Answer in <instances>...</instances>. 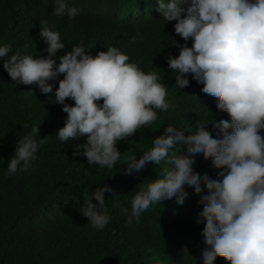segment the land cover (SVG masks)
I'll return each mask as SVG.
<instances>
[{
	"label": "trees",
	"instance_id": "obj_1",
	"mask_svg": "<svg viewBox=\"0 0 264 264\" xmlns=\"http://www.w3.org/2000/svg\"><path fill=\"white\" fill-rule=\"evenodd\" d=\"M82 1L0 0V264H264V181L216 151L264 130V0Z\"/></svg>",
	"mask_w": 264,
	"mask_h": 264
},
{
	"label": "clouds",
	"instance_id": "obj_2",
	"mask_svg": "<svg viewBox=\"0 0 264 264\" xmlns=\"http://www.w3.org/2000/svg\"><path fill=\"white\" fill-rule=\"evenodd\" d=\"M167 10L166 7L162 6L155 10V13L159 15L165 23L168 25L171 20L170 14L168 17H163L165 11ZM219 16L217 19L224 16L219 9L211 8L209 10L208 16L212 19L215 16ZM215 30V29H214ZM216 35L210 40L207 46H211L213 49L219 48V43L223 42V37L219 33V30H215ZM237 60L232 61L230 64L226 65V69L228 71L229 76V68L230 66L234 65ZM172 70L171 65H166L161 68L155 69L150 71L148 74L142 73L139 77V84L143 87L151 86L153 90L162 91L166 93L168 96V85H170V81L165 79L160 81L156 84H153V81L159 78L164 77L166 74H170ZM251 70V67L248 63H246V67L244 70V82L246 79V75ZM230 77V76H229ZM234 80V78H231ZM244 85V83H243ZM250 94H252L255 98H257L263 104V112H264V91H250L249 89H245ZM135 105L133 108H130L126 112V118L135 116L137 111V103L133 102ZM230 134H225L224 136L227 138L225 142L216 150L219 152V155H223L226 159H234L236 160L235 165L233 166L234 171L239 174L247 184L252 189L257 188L260 183L264 181V130L261 131L259 128H241V129H228ZM244 147H248L247 151L244 152V155H237L241 151H243ZM215 151V152H216ZM214 152V153H215ZM254 152L256 155H246L247 153ZM213 164V163H212ZM219 163H214L213 165L216 166ZM221 165V164H220Z\"/></svg>",
	"mask_w": 264,
	"mask_h": 264
},
{
	"label": "bare ground",
	"instance_id": "obj_3",
	"mask_svg": "<svg viewBox=\"0 0 264 264\" xmlns=\"http://www.w3.org/2000/svg\"><path fill=\"white\" fill-rule=\"evenodd\" d=\"M66 1H67V0H66ZM69 1H70V0H69ZM81 1H82V0H81ZM83 1H84L85 5L88 4V3L85 2V0H83ZM83 1H82V2H83ZM86 1H87V0H86ZM93 1H95V0H93ZM93 1H90V2H93ZM98 1H99V0H98ZM104 1H105V0H104ZM71 2H72V1H71ZM99 2H100V1H99ZM102 2H103V1H102ZM138 2H139V1H138ZM104 3H105V2H104ZM72 4H73V3H72ZM77 4H78V3H77ZM77 4H75V5H77ZM79 4H80V1H79ZM89 4H90V3H89ZM89 4H88V5H89ZM92 4H93V3H92ZM99 4H100V3H99ZM133 4H134V3H133ZM109 5H110V4H109ZM134 5H135V4H134ZM73 6H74V5H73ZM83 6H84V5H83ZM95 6H96V5H95ZM100 6H101V4H100ZM104 6H105V5H104ZM125 6H126V5H125ZM127 6H128V5H127ZM132 6H133V5H132ZM86 7H88V6L86 5ZM110 7L113 8L112 5H111ZM129 7H130V6H129ZM129 7H128V11H129V10L131 11L132 8L129 9ZM133 7H134V6H133ZM84 8H85V6H84ZM91 8L93 9V7H90V8H88V10L91 9ZM92 9H91V10H92ZM126 9H127V7H126ZM137 9H138V8H137ZM137 9H136V10H137ZM189 9H190V8H188V11H189ZM82 10H83V9H82ZM85 10H86V9H85ZM85 10H83V11L85 12ZM91 10H89V11H91ZM104 10H105V9H104ZM108 10H110V9L108 8ZM92 11H93V10H92ZM98 11H99V10H98ZM113 11H114V10H113ZM130 11H129V12H130ZM94 12H95V11H94ZM94 12H93V13H94ZM133 12H134V10H133ZM21 13H22V12H21ZM86 13H87V12H86ZM90 13L92 14V12H90ZM123 13H124V12H123ZM151 14H152V13H151ZM168 14H169V10L167 9V10L165 11L163 17H168ZM85 15H86V14H85ZM133 15H134V14H133ZM146 15H147V14L145 13V16H146ZM138 16H139V14H138ZM140 16H141V13H140ZM140 16H139V18H141ZM145 16H144V17H145ZM148 16H149V15H148ZM155 16H156V15H155ZM136 17H137V15H136ZM152 17H153V16H152ZM152 17H151V18H152ZM157 17H158V16H157ZM146 18H147V16H146ZM148 19H150V17H149ZM157 19H158V18H157ZM145 20H147V19H145ZM150 20H151V19H150ZM136 21H138V20H136ZM136 21H134V24H135ZM157 21H158V20H157ZM148 27H149V26H148ZM144 28H146V27H144ZM144 28H143V29H144ZM146 30H147V29H146ZM154 31H155V30H151L150 33L153 34ZM147 32H148V31H147ZM150 33H149V34H150ZM135 34H136V33H135ZM143 35H144V34H143ZM144 36H145V35H144ZM152 36H153V35H152ZM140 37H141V36H140ZM137 38H138V37H137ZM254 39H255V38H254ZM142 40H143V39H142ZM255 40H256V39H255ZM142 45H143V44H142ZM144 46H145V45H144ZM1 47H2V46H1ZM63 50H64V49H63ZM92 51H93V49H92ZM147 52H148V51H147ZM89 53H91V52H89ZM136 53H137V52H136ZM141 53H142V52H141ZM152 53L155 54V52H152ZM97 54H98V52H97ZM102 54H103V53H102ZM108 54H109V53H108ZM144 54H145V53H144ZM148 54H149V53H148ZM109 55H110V54H109ZM155 55H156V56H155V61H157V62L160 64V67H162V66H163V63H165V59H164L162 56H160V55H157V54H155ZM58 56H59V55H58ZM88 56H89V55H88ZM93 56H95V55H93ZM98 56L100 57L101 55L99 54ZM98 56H96V57H97V60H98ZM86 57H87V56H86ZM75 58H76V57H75ZM93 58H94V57H93ZM102 58H103V57H102ZM83 59H84V58H83ZM100 59H101V58H100ZM104 59H105V58H104ZM108 59H109V58H108ZM110 59H111V58H110ZM84 60H85V59H84ZM87 60H88V59H87ZM63 61H64V60H63ZM63 61H61V62H63ZM107 61H108V60H107ZM146 61H147V60H146ZM58 62H59V61H58ZM82 62H83V61H82ZM82 62H79V63L81 64ZM85 62H86V61H85ZM85 62H84V63H85ZM92 62H93V61H92ZM103 62H104V61H103ZM118 62H119V61H118ZM94 63H95V62H94ZM94 63H93V64H94ZM98 63H99V62H98ZM109 63H110V62H109ZM115 64H116V63H115ZM121 64H122V63H121ZM128 64L130 65L131 63H128ZM62 65H63V64H62ZM202 65H203V64H202ZM202 65H200V66H202ZM48 66H49V65H48ZM51 66H52V65H51ZM51 66L48 67V68H51ZM91 66H94V65L91 64ZM95 66H97V65H95ZM99 66H100V63H99ZM132 66H133V65H132ZM76 67H77V66H76ZM97 67H98V66H97ZM126 67H128V66H126ZM130 67H131V66H130ZM81 68H82V66H81ZM98 68H99V67H98ZM105 68H106V67H105ZM111 68H112V67H111ZM114 68H115V67H114ZM116 68H120V67L117 66ZM200 68H201V67H200ZM68 69H69V68H68ZM100 69H101V68H100ZM112 69H113V68H112ZM125 69H126V68H125ZM130 69H131V68H130ZM130 69H129V70H130ZM153 69H154V68H153ZM197 69H198V68H197ZM30 70H31V69H30ZM70 70H71V69H70ZM88 70H89V69H88ZM118 70H119V69H118ZM47 71H48V70H47ZM66 71H68V70H66ZM74 71H75V70H74ZM92 71H93V70H92ZM99 71H100V70H99ZM113 71H114V70H113ZM115 71H116V70H115ZM120 71H122V70H120ZM203 71H205V70H203ZM203 71H202V72H203ZM64 72H65V71H63V73H64ZM68 72H70V71H68ZM78 72H79V70H78ZM149 72H150V71H145V70L143 71L144 74H148ZM199 72H200V71H199ZM240 72H241V71H240ZM27 73H28V72H27ZM29 73H32V72L29 71ZM87 73H88V72H87ZM89 73H91V72H89ZM121 73H122V72H121ZM131 73H132V72H131ZM196 73H197V72H196ZM200 73H201V72H200ZM204 73H205V72H204ZM238 73H239V71H238ZM60 74H62V73H60ZM65 74H67V73H65ZM65 74H64V75H65ZM75 74H76V73H75ZM80 74H84V73L82 72V73H80ZM91 74H92V73H91ZM123 74H124V73H123ZM239 74H240L239 76H241V73H239ZM78 75H79V74H78ZM126 75H127V74H126ZM128 75H129V74H128ZM221 75H222V74H221ZM29 76H30V75H29ZM119 76H120V74H119ZM198 76H199V75H198ZM201 76H202V75H201ZM242 76H243V75H242ZM73 77H74V76H73ZM81 77H82V76H81ZM88 77H89V76H88ZM91 77H93V76H91ZM98 77H100V76H98ZM106 77H107V76H106ZM116 77H117V76H116ZM124 77H127V76L124 75ZM129 77H130V75H129ZM134 77H135V76H134ZM134 77H133V78H134ZM196 77H197V76H196ZM199 77H200V76H199ZM225 77H226V74H225ZM28 78H29V77H28ZM59 78H60V77H59ZM78 78H80V77H78ZM117 78H118V77H117ZM121 78H122V80H121L120 78H119V79H120L121 82H122L124 79H123V77H121ZM130 78H131V77H130ZM206 78H207V77H206ZM206 78H205V79H206ZM243 78H244V77H243ZM248 78H249V77H247V79H248ZM72 79H73V78H72ZM72 79L70 78V80H72ZM99 79H100V82H101L102 79H101V78H99ZM108 79H109V78H108ZM110 79H111V77H110ZM110 79H109V80H110ZM113 79H115V78L113 77ZM113 79H112V80H113ZM224 79H225V78H224ZM229 79H230V78H229ZM247 79H246V80H247ZM70 80H69V81H70ZM74 80H75V79H74ZM78 80H79V83H80V79H78ZM106 80H107V79H106ZM117 80H118V79H117ZM135 80H136V79H135ZM162 80H163V77H162V78H159V79H156V80H154L153 82H156V81H162ZM226 80H227V79H226ZM226 80H225V81H226ZM248 80H250V79H248ZM58 81H59V80H58ZM104 81H105V80H103V82H104ZM115 81H116V80H115ZM204 81H205V80H204ZM82 82H83V81H82ZM84 82H85V81H84ZM84 82H83V83H84ZM89 82H90V81H89ZM95 82H97V81H95ZM111 82H112V81H111ZM113 82H114V81H113ZM117 82H118V81H117ZM125 82H126V81H125ZM201 82H203V80H202ZM252 82H253V81H252ZM252 82H251V83H252ZM73 83H74V82H73ZM76 83H77V82H76ZM87 83H88V82H87ZM192 83H193V82H192ZM222 83H223V81H222ZM226 83H227V82H226ZM244 83H245V82H244ZM77 84H78V83H77ZM77 84H76V85H77ZM94 84H95V83H94ZM112 84H113V83H112ZM127 84H129V83H127ZM127 84H126V85H127ZM201 84H202V83H201ZM238 84H240V83H238ZM53 85H54V84H53ZM56 85H57V84H56ZM100 85H101V84H100ZM109 85H110V82H109ZM116 85L118 86V84H116ZM120 85H121V84H120ZM204 85H205V84H204ZM251 85H252V84H251ZM254 85H255V84H254ZM78 86H79V84H78ZM104 86H105V85H104ZM111 86H112V85H111ZM117 86H116V87H117ZM128 86H129V85H128ZM228 86H229V85H228ZM230 86H231V84H230ZM236 86H237V85H236ZM242 86H243V85H242ZM248 86H249V82H248ZM99 87H100V86H99ZM101 87H102V86H101ZM101 87H100V90L102 89ZM105 87H106V86H105ZM123 87H124V86H123ZM203 87H204V86H203ZM203 87H202V88H203ZM205 87H206V86H205ZM209 87H210V86H209ZM225 87H226V86H225ZM240 87H241V86H240ZM244 87H245V86H244ZM244 87H243V88H244ZM252 87H253V86H252ZM92 88H93V87H92ZM94 88H95V87H94ZM103 88H104V87H103ZM108 88H110V87H108ZM113 88H114V87H113ZM136 88H137V87H136ZM232 88H233V87H232ZM232 88H231V89H232ZM234 88H235V87H234ZM238 88H239V87H238ZM238 88H236V89H238ZM249 88H250V87H249ZM256 88H257V87H256ZM88 89H89V88H88ZM104 89H106V88H104ZM120 89H121V88H120ZM132 89H133V88H132ZM208 89H209V88H208ZM239 89H241V88H239ZM246 89H247V88H246ZM97 90L99 91V89H97ZM113 90H114V89H113ZM123 90H125V89H123ZM128 90L130 91V88H127V91H128ZM206 90H207V89H206ZM102 91H103V89H102ZM104 91H105V90H104ZM106 91H108V89H106ZM235 91H236V90H235ZM255 91H256V90H255ZM260 91H262V90H260ZM89 92H90V91H89ZM204 92H205V91H204ZM204 92H203V93H204ZM232 92H233V90H232ZM236 92H237V91H236ZM78 93H79V92H78ZM94 93H95V92H94ZM97 93H99V92H97ZM104 93H105V92H104ZM111 93H112V92H111ZM127 93H128V92H127ZM129 93H130V92H129ZM229 93H231V92H229ZM82 94H84V93L82 92ZM99 94H100V93H99ZM101 94H102V93H101ZM108 94H109V93H108ZM113 94H114V93H113ZM233 94H235V93H233ZM93 95H94V94H93ZM125 95H126V94H125ZM86 96L88 97V95H86ZM107 96H108V95H107ZM116 96H117V95H116ZM142 96H143V95H142ZM144 96H145V95H144ZM78 97H79V96H78ZM79 98H80V97H79ZM90 98H91V97H90ZM141 98H142V97H141ZM248 98H249V97H248ZM93 99H95V98H93ZM122 99H123V98H122ZM149 99H150V98H149ZM80 100H81V99H80ZM91 100H92V99H91ZM98 100H99V99H98ZM111 100H112V99H111ZM147 100H148V99H147ZM150 100H151V99H150ZM234 100H235V98H234ZM236 100H237V99H236ZM248 100H249V99H248ZM257 100H258V99H257ZM78 101H79V99H78ZM99 101H100V100H99ZM230 101H231V100H229V102H230ZM243 101H244V100H243ZM243 101H241V102H243ZM246 101H247V100H246ZM106 102H107V101H106ZM118 102H119V101H118ZM232 102H233V101H232ZM236 102H238V101H236ZM248 102H249V101H248ZM257 102H258V101H257ZM23 103H24V102H23ZM111 103H112V102H111ZM149 103H150V102H149ZM152 103H153V102H151V104H152ZM230 103H231V102H230ZM79 104H80V103H79ZM217 104H218V103H217ZM234 104H235V103H234ZM236 104H237V103H236ZM250 104H251V103H250ZM80 105H81V104H80ZM114 105H115V104H114ZM122 105H123V104H122ZM158 105H159V104H158ZM230 105H231V104H230ZM243 105H244V103H243ZM252 105H253V104H252ZM117 106H118V105H117ZM153 106H155V104H154ZM216 106H217V105H216ZM228 106H229V104H228ZM256 106H257V105H256ZM256 106H255V107H256ZM39 107H41V106H39ZM121 107H122V106H121ZM147 107H148V106H147ZM160 107H161V106H160ZM202 107H203V106H202ZM230 107L232 108V106H230ZM245 107H246V106H245ZM251 107H252V106H250V108H251ZM104 108H105V107H104ZM109 108H110V107H109ZM119 108H120V107H119ZM148 108H149V107H148ZM150 108H151V107H150ZM41 109H42V108H41ZM105 109H106V108H105ZM129 109H130V108H127V111H128ZM155 109H156V108H154L153 111H154ZM167 109H168V108H167ZM228 109H229V108H228ZM234 109H235V108H234ZM255 109H256V108H255ZM113 110H114V109H113ZM115 110H116V109H115ZM147 110H148V109H147ZM149 110H150V109H149ZM199 110H200V109H199ZM201 110H202V109H201ZM203 110H204V109H203ZM209 110H210V109H209ZM212 110H213V109H212ZM237 110H238V108H237ZM237 110H236V111H237ZM253 110H254V108H253ZM155 111H156V110H155ZM210 111H211V110H210ZM232 111H233V110H232ZM241 111H242V110H241ZM250 111H251V110H250ZM108 112H110V111H108ZM149 112H150V111H149ZM205 112H206V111H205ZM207 112H208V109H207ZM229 112H231V111L229 110ZM234 112H235V111H234ZM246 112H247V111H246ZM246 112H244V114H245ZM117 113H118V112H117ZM210 113H211V112H210ZM210 113H209V114H210ZM213 113H214V111H213ZM225 113H226V112H225ZM227 113H228V112H227ZM257 113H258V112H257ZM110 114H111V112H110ZM114 114H116V112H115ZM149 114H150V113H148V116H147V117H149ZM172 114H173V112H172ZM216 114H217V113H216ZM230 114H231V113H230ZM246 114H247V113H246ZM246 114H245V115H246ZM250 114H251V113H250ZM118 115H119V114H118ZM121 115H122V114H121ZM121 115H120V116H121ZM161 115H162V114H161ZM173 115H174V114H173ZM212 115H213V114H212ZM237 115H238V114H237ZM245 115H244V116H245ZM247 115H248V114H247ZM253 115H254V114H253ZM91 116H92V115H91ZM125 116H126V115H125ZM125 116H124V117H125ZM208 116H210V115H208ZM215 116H216V115H215ZM231 116H232V115H231ZM168 117H169V115H168ZM210 117H211V116H210ZM223 117H224V116H223ZM105 118H106V116H105ZM155 118H156V117H155ZM170 118H172V117H170ZM214 118H215V117H214ZM224 118H225V117H224ZM250 118H251V117H250ZM252 118H253V117H252ZM107 119H108V117H107ZM116 119H118V118L116 117ZM127 119H128V118H127ZM129 119H130V118H129ZM208 119H209V118H208ZM211 119H212V118H211ZM218 119H219V118H218ZM155 120H157V119H155ZM216 120H217V119H216ZM223 120H224V119H223ZM223 120H222V121H223ZM251 120H252V119H251ZM94 121H95V120H94ZM158 121H159V120H158ZM206 121H207V120H206ZM218 121H220V120H218ZM222 121H221V122H222ZM253 121H254V120H253ZM104 122H105V121H104ZM207 122H209V121H207ZM212 122H213V121H212ZM216 122H217V121H216ZM224 122H225V121H224ZM246 122H247V121H246ZM246 122H245V123H246ZM97 123H98V122H97ZM164 123H165V122H164ZM169 123H170V122H169ZM200 123H201V122H200ZM213 123H214V122H213ZM236 123H237V122H236ZM248 123H249V122H248ZM114 124H115V123H114ZM174 124H175V123H174ZM205 124H206V123H205ZM210 124H211V123H210ZM217 124H218V123H217ZM223 124H224V123H223ZM231 124H232V123H231ZM233 124H234V123H233ZM233 124H232V125H233ZM240 124H241V123H240ZM262 124H263V123H262ZM180 125H181V123H180ZM228 125H229V124H228ZM237 125H239V124H237ZM241 125H242V124H241ZM246 125H247V123H246ZM250 125H253V124H250ZM164 126H165V125H164ZM166 126H167V125H166ZM166 126H165V127H166ZM170 126H171V125H170ZM174 126H175V125H174ZM202 126H203V125H202ZM214 126H216V125H214ZM223 126H224V125H223ZM230 126H231V125H230ZM244 126H245V125H244ZM254 126H255V125H254ZM263 126H264V125H263ZM113 127H114V126H113ZM116 127H117V126H116ZM208 127H209V125H208ZM211 127H212V126H211ZM224 127H225V126H224ZM226 127H227V126H226ZM108 128L110 129V126H109ZM239 128H240V126H239ZM245 128H246V127H245ZM248 128H249V127H248ZM117 129H119V128H117ZM126 129H127V128H126ZM178 129H179V127H178ZM178 129H177V131H178ZM180 129H181V128H180ZM183 129H184V128H183ZM226 129H227V128H226ZM228 129H229V128H228ZM88 130H89V129H88ZM123 130H124V129H123ZM127 130H128V129H127ZM127 130H126V131H127ZM171 130H172V129H171ZM209 130H210V127H209ZM231 130H232V128H231ZM112 131H113V130H112ZM115 131H116V130H115ZM126 131L124 132V133H125V137H126ZM179 131H180V130H179ZM210 131H211V130H210ZM116 132H117V131H116ZM120 132H121V131H120ZM122 132H123V131H122ZM185 133H186V132H185ZM209 133H210V132H209ZM178 134H179V133H178ZM191 134H192V133H191ZM203 134H204V133H203ZM203 134H202V135H203ZM211 134H212V132H211ZM214 134H215V133H214ZM123 135H124V134H123ZM123 135H122V136H123ZM221 135H222V134H221ZM127 136H128V135H127ZM132 136H133V135H132ZM178 136H179V135H178ZM180 136H181V139H182V135H180ZM126 139H127V138H126ZM188 140H190V139H188ZM208 140H209V139H208ZM182 141H184V140H182ZM185 141H186V140H185ZM193 141H194V140H193ZM196 141H197V140H196ZM200 141H201V139H200ZM189 143H190V142H189ZM189 143H188V144H189ZM191 143H192V142H191ZM203 143H204V142H203ZM13 144H14V143H13ZM13 144H12V145L10 144L11 147L13 146ZM185 144H186V143H185ZM186 145H187V144H186ZM191 145H192V144H191ZM196 145H197V143H196ZM85 146H86V145H85ZM189 146H190V145H189ZM193 146H194V145H193ZM193 146H192V147H193ZM197 146H198V145H197ZM204 146H206V145H204ZM11 147H10V148H11ZM192 147H191V148H192ZM14 149H15V148H14ZM203 149H204V148H202V150H203ZM10 150H11V149H10ZM192 150H193V149H192ZM198 152H199V151H198ZM201 152H202V151H201ZM199 153H200V152H199ZM203 153H204V152H203Z\"/></svg>",
	"mask_w": 264,
	"mask_h": 264
}]
</instances>
